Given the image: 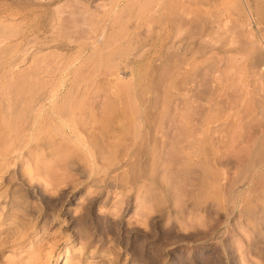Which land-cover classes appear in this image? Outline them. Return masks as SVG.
Instances as JSON below:
<instances>
[{
  "label": "rangeland",
  "instance_id": "1",
  "mask_svg": "<svg viewBox=\"0 0 264 264\" xmlns=\"http://www.w3.org/2000/svg\"><path fill=\"white\" fill-rule=\"evenodd\" d=\"M43 1L0 0V264H264V30L173 0L220 28L169 56L162 0Z\"/></svg>",
  "mask_w": 264,
  "mask_h": 264
},
{
  "label": "bare ground",
  "instance_id": "2",
  "mask_svg": "<svg viewBox=\"0 0 264 264\" xmlns=\"http://www.w3.org/2000/svg\"><path fill=\"white\" fill-rule=\"evenodd\" d=\"M47 1V0H46ZM51 1V0H50ZM54 0H52V2H53ZM63 2L64 0H58V3H60V2ZM67 0H65V2H66ZM69 1V0H68ZM80 1V0H79ZM82 1V0H81ZM91 1V0H90ZM90 1L89 2H86V3H88L89 4V7H90ZM115 1V0H114ZM113 1V2H114ZM157 1V0H156ZM155 1V2H156ZM159 1V0H158ZM167 1V0H166ZM165 1V2H166ZM170 1V0H169ZM168 1V4L166 3H164L163 2V0L161 1L162 2V4L160 3V9L158 8L157 9V11L158 10H165V11H168V10H170L171 9V7H172V9L170 10V12L171 11H174L173 13H172V15L170 14V13H168V15L170 14L171 16H168V17H166V16H164V17H166V18H164V20H162L161 19V21H162V23H163V21H164V23L163 24H165V28H166V32H165V37H164V39L166 40V45L164 46V51L166 50V53H168V55L169 54H174V53H176L177 54V52H182V50L184 49V52H185V49L186 48H189V47H194L195 45H197L196 44V42H198V39L200 40V38H202V37H204V38H206L207 37V39H208V37H211V38H209V40L211 41V43H212V41H215L216 42V38L214 39V38H212L214 35L216 36V34L218 33V29L220 28V23H219V21H220V19L218 18L219 16H220V12H219V16L218 17H216L215 18V16H214V11H213V16H214V18L213 17H211V18H209V19H200L196 14H194L193 12V14L191 13V11H190V14L192 15H190L189 14V12H188V10H190L191 8H190V6H189V8L188 7H185L187 10L185 11V12H187V14L183 11V10H181L182 8H184V4H182L183 5V7L182 8H180V7H178L176 4V10H174V8H175V6H171L169 3H171V4H173L172 3V1L173 0H171V2H169ZM177 1H179V0H177ZM181 1V3H183L182 1H184V3H187V5H189V3L190 4H192L193 2H194V0H180ZM208 2H209V5H210V7H214V8H219V9H221V8H223L224 7V5H225V7H226V9L228 8L227 7V5H226V2H228L229 0H207ZM231 1H233V4L232 3H230V5H231V8H232V11L234 10V12L239 16V20H241L242 22H244V23H246V25L248 24V26H250V21H251V19L252 20H254L256 23H257V26H260L263 30H264V0H230V2ZM17 2H19L21 5H23L24 6V10H25V8L26 9H28L27 11H29V10H31V12H33V11H41L40 13H42V11L44 12V11H52V10H48V7L51 5V2H46L45 3V1H41V0H17ZM64 2V3H65ZM95 2H98V1H96L95 0ZM99 2H101V1H99ZM103 2V1H102ZM105 2H106V0H105ZM176 1H174V3H175ZM79 3V2H78ZM80 3H83V2H80ZM157 3V2H156ZM158 3V4H159ZM195 3H197V1L195 2ZM61 4V3H60ZM75 5H76V3H74ZM98 4V3H97ZM97 4H95V5H97ZM108 4H109V2H108ZM108 4H102V5H105L104 7H105V9L106 8H108V7H110ZM110 4H113V3H110ZM178 4H180L179 2H178ZM194 4V3H193ZM56 5H58L57 3H56ZM71 5V4H70ZM91 5H93V4H91ZM98 5H100L101 6V3L100 4H98ZM115 5V4H114ZM157 5V4H156ZM53 6V5H52ZM55 6V5H54ZM53 6V7H54ZM60 5H58V7H59ZM77 6V5H76ZM86 6V5H85ZM99 6V7H100ZM108 6V7H107ZM171 6V7H170ZM186 6V5H185ZM193 6V5H192ZM195 6V5H194ZM53 7H49L50 9L51 8H53ZM67 7H68V5H67ZM72 7V6H71ZM75 7V6H74ZM88 7V6H87ZM93 7H95L94 5H93ZM92 7V8H93ZM97 7V6H96ZM102 7V6H101ZM153 7H155L154 5H153ZM177 7H178V9H177ZM195 7H197V6H195ZM55 8V7H54ZM98 8V7H97ZM111 8V7H110ZM62 10V8L61 7H59V9H55V11H56V13L55 12H51V14L50 15H47V16H45L46 18L44 19L43 17V19L42 20H44V23H42V25L43 24H45V26L46 27H49V29L50 30H48V28H47V30H48V32H52V33H50V35L52 34V37H53V35H55L56 33V31H57V33L59 34V32L58 31H61L63 28H65V24H70V22L69 23H66L65 21H67L68 20V16H66V18H67V20L65 19H63V16H64V12H65V10L63 11V13H62V17H60L58 14H59V12ZM63 9H66L65 7L63 8ZM87 9V8H86ZM99 9V8H98ZM97 9V10H98ZM102 9V8H101ZM104 9V8H103ZM109 9V8H108ZM112 9V8H111ZM219 9H217V10H219ZM58 10H60V11H58ZM89 10H91L90 8H89ZM94 9H92V11H93ZM96 10V11H97ZM185 10V9H184ZM193 10V9H192ZM211 10V9H210ZM214 10V9H213ZM76 11V10H75ZM83 11V10H82ZM85 11V10H84ZM108 10H106V13L105 14H107V13H109V11L107 12ZM112 11V10H111ZM164 11V12H165ZM209 11V10H208ZM221 12H222V10H220ZM224 11V10H223ZM229 11H231V9L229 8ZM31 12H29V13H31ZM58 12V13H57ZM62 12V11H61ZM60 12V13H61ZM86 12V11H85ZM103 12H105L104 10H103ZM195 13H196V9H195V11H194ZM226 12V11H225ZM48 13V12H47ZM46 13V14H47ZM71 13H72V11H71ZM90 13H92V12H90ZM115 13V12H114ZM215 13H216V11H215ZM223 13V12H222ZM75 14V12H73V16H75L74 15ZM110 14H111V12H110ZM160 14H162L161 12H160ZM164 14V13H163ZM162 14V15H163ZM211 14V13H210ZM216 14H218V13H216ZM65 15H66V12H65ZM70 15V14H69ZM211 15V16H212ZM42 16V15H41ZM40 17V16H39ZM158 17H160V16H158ZM249 17V18H248ZM65 18V17H64ZM90 19H91V17H89ZM251 18V19H250ZM85 19V18H84ZM86 19H88V18H86ZM83 20V19H82ZM250 20V21H249ZM90 20H88V22H89ZM241 21H239V22H241ZM43 22V21H42ZM78 22H80V24H81V21H78ZM85 22V21H84ZM86 22H87V20H86ZM85 22V23H86ZM160 24V27H162V28H164V26H161V25H163V24ZM243 23V24H244ZM79 24V23H78ZM88 24V23H87ZM90 24V23H89ZM245 25V24H244ZM64 26V27H63ZM70 26H72V25H70ZM75 26V28H77L76 26V24L74 25L73 24V27ZM82 26V25H81ZM247 26V27H248ZM79 27H80V25H79ZM67 28V27H66ZM74 28V29H75ZM38 29V28H37ZM68 29V28H67ZM66 29V30H67ZM65 30V29H64ZM63 30V31H64ZM64 31V32H67V31ZM71 30V29H70ZM76 30V29H75ZM78 30V29H77ZM80 30V29H79ZM162 30V29H161ZM163 31H164V29H163ZM163 31H161L162 32V34H163ZM72 32V31H71ZM76 32H78V31H76ZM20 32H18V34H19ZM22 33V32H21ZM55 33V34H54ZM74 33V32H73ZM79 33V32H78ZM11 34H13V33H11ZM16 34V33H15ZM22 34H24V33H22ZM64 35H65V33H63ZM77 34V33H76ZM21 35V34H20ZM19 35V36H20ZM25 35V34H24ZM67 35H68V32H67ZM70 35V34H69ZM71 35H72V33H71ZM78 35V34H77ZM76 35V36H77ZM26 36V35H25ZM56 36V35H55ZM58 36V35H57ZM74 36H75V34H74ZM79 36H80V34H79ZM250 36H251V34H250ZM10 37V36H9ZM16 38L17 36H14L13 35V37H11V38ZM21 37H24V36H22L21 35ZM27 37H28V35H27ZM78 37V36H77ZM200 37V38H199ZM159 38H160V35H159ZM203 38V41L204 40H206V39H204ZM19 39H21L22 40V38H19ZM30 39H31V37L29 38V42H30ZM56 39V38H55ZM80 39V38H79ZM214 39V40H213ZM251 39H252V37H251ZM53 40H54V38H53ZM73 40H76V39H73ZM157 40H159V39H157ZM161 40H163V37H162V39L160 38V41ZM209 40H207V41H209ZM28 40H26V42H27ZM70 41V40H69ZM81 40H79V42H80ZM164 41V40H163ZM75 42H77L78 43V41H75ZM253 42H255L254 40H253ZM69 42H68V40H67V44H68ZM81 43V42H80ZM206 43V42H205ZM245 43V42H244ZM256 43V42H255ZM64 44H66V43H64L63 42V45ZM161 44H163L162 43V41H161ZM160 44V45H161ZM214 44V43H213ZM62 45V46H63ZM81 46H82V44H80ZM79 45V46H80ZM204 45V44H203ZM215 45V44H214ZM244 45V44H243ZM254 45L255 44H253V46H248V44L246 45V46H248L247 48L246 47H241L242 46V44H241V51L240 50H238L239 52H247V53H249L247 56L249 57V59H250V62H252V67L251 68H253L254 70L256 69L258 72H259V75L260 76H262L261 78H263L264 77V50L262 51L261 50V48L259 49H257V47H256V45H255V47H254ZM66 46V45H65ZM162 46V45H161ZM160 46V47H161ZM201 47V46H200ZM263 47V46H262ZM25 47H23V49H24ZM62 48H64V47H62ZM66 48H67V46H66ZM71 48V47H70ZM69 48V49H70ZM163 48V47H162ZM161 48V49H162ZM198 48V47H197ZM197 48H195V49H197ZM79 49V48H78ZM190 49V48H189ZM194 49V48H193ZM240 49V48H239ZM15 50H19V49H15ZM26 49H24V50H20L19 52H16V51H14V54H13V60L11 59V58H9V59H11V62H9V60L7 61L8 63H10V67L9 68H12V69H15V66L16 67H18V65H20L19 63H20V61H21V63H22V61L23 60H25V59H28L27 58V56L29 57V55H28V53L25 51ZM68 50V49H67ZM237 50V48L235 49V51ZM162 51H163V49H162ZM164 51L163 52H161V53H163L164 54ZM187 51V50H186ZM201 51V50H200ZM234 50H233V52H235ZM238 52V53H239ZM16 53V54H15ZM26 53H27V56H26ZM194 53H198V52H194ZM176 54H174V56L176 55ZM178 54H180V53H178ZM235 54H237L236 52H235ZM240 55H241V53H239ZM133 55V54H132ZM137 55V54H136ZM167 55V54H166ZM239 55V56H240ZM244 55V54H243ZM138 57L140 56L139 55V52H138V55H137ZM137 56H136V58H137ZM170 56V55H169ZM168 57V56H167ZM4 58V57H3ZM6 58V57H5ZM7 59H8V57H7ZM132 59V58H131ZM129 60V59H128ZM4 61V60H3ZM127 61V60H126ZM24 63L26 62V61H23ZM5 64H7L6 62H4ZM130 64V63H129ZM9 65V64H8ZM7 65V66H8ZM5 66V65H4ZM2 68H3V66H2ZM2 68H0V70L2 69ZM8 68V69H9ZM65 68H66V66H65ZM8 69H7V67H4L3 68V70H1V71H3V72H1L2 74H0V75H2L3 77H7L5 74L8 72H10V71H8ZM5 70L7 71L6 73H5ZM13 71V70H12ZM258 72H256L255 71V74L257 73L258 74ZM258 75V76H259ZM1 76V77H2ZM1 77H0V79H1ZM4 79L2 78V81H3ZM2 81H0V82H2ZM1 85V84H0ZM6 85V84H5ZM0 87H2V88H0V91H3V90H5L6 89V87L4 88L3 87V85H1ZM8 88V87H7ZM33 89V87L31 88V90ZM8 90V89H7ZM41 90V89H40ZM6 91V90H5ZM25 91V90H24ZM29 91H30V89H29ZM39 91V90H38ZM41 91H43V89L41 90ZM52 91H50L49 92V94L51 93ZM3 93V92H2ZM8 93V92H7ZM26 93V92H25ZM27 93H28V91H27ZM41 93V92H40ZM47 93H48V91H47ZM47 93H46V95H47ZM52 94V93H51ZM50 94V95H51ZM261 94V93H260ZM5 95H6V93H5ZM4 95V96H5ZM9 95V94H8ZM7 95V96H8ZM25 96H26V94H24ZM40 95V94H39ZM42 95H44V94H42ZM42 95H41V97H42ZM49 95V96H50ZM54 95H57L56 94V91H55V93H54ZM53 95V96H54ZM1 96H2V94H1ZM27 96H28V94H27ZM26 96V97H27ZM35 96V98H36V96H37V94L36 95H34ZM45 96V95H44ZM43 96V97H44ZM259 96V95H258ZM261 96V98H259V100H258V102H257V105H258V107L261 109L260 111H262V113H264V94H262V95H260ZM6 97V96H5ZM33 97V96H32ZM41 97H39V99L41 100V99H44V98H41ZM46 97V96H45ZM55 97V96H54ZM8 98V97H7ZM34 98V99H35ZM47 98H48V95H47ZM1 100H0V102L2 101V98H0ZM4 99V98H3ZM33 99V98H32ZM32 99L30 98V100L32 101ZM38 99V98H37ZM46 99V98H45ZM52 99H54L53 97L51 98V100ZM48 100V99H47ZM47 100H45V101H43V102H46ZM50 100V99H49ZM4 101V100H3ZM39 101V100H38ZM33 102V101H32ZM7 103V102H6ZM40 103H41V101H40ZM2 104H3V102H2ZM42 104V103H41ZM40 104V105H41ZM6 105V104H5ZM38 105H39V102H38ZM38 105H37V107H38ZM256 105V104H255ZM33 105H31L30 106V108H32V112H35L36 110H37V108H36V106L34 105L33 107H32ZM42 106V105H41ZM3 107V106H2ZM40 107V106H39ZM33 108L35 109V111L33 110ZM6 108H4V110H5ZM41 109V108H40ZM46 109V108H45ZM54 109V108H53ZM15 110V109H14ZM39 110V109H38ZM38 110H37V112H38ZM48 110V109H47ZM60 110V109H59ZM46 111V110H45ZM66 111V110H65ZM1 112V111H0ZM16 112H18V110H16ZM31 112V114H33ZM41 112V111H40ZM39 112V113H40ZM63 112H64V110H63ZM2 113V112H1ZM15 113V112H14ZM38 113V114H39ZM45 113V112H44ZM67 113H69L70 114V112H68L67 111ZM41 114V113H40ZM54 114V113H53ZM57 114H59V113H57ZM64 115V114H63ZM62 115V116H63ZM68 114H65V116H66V118L67 119H65L66 120V122H67V120H70V119H68V117H70L69 115L67 116ZM33 116V115H32ZM53 116V115H52ZM57 116H59V115H57ZM61 116V115H60ZM59 116V117H60ZM64 117V116H63ZM63 117H61L62 119H63ZM53 118H56V117H53ZM71 118H72V116H71ZM34 119V118H33ZM73 119V118H72ZM35 120V119H34ZM33 120V121H34ZM59 121V120H58ZM63 121H64V119H63ZM71 121V120H70ZM56 122H57V120H56ZM55 122V123H56ZM72 122V124L74 123V121H71ZM35 123V122H34ZM54 123V124H55ZM65 122H63L62 124H64ZM68 123V122H67ZM60 124V123H59ZM69 124V123H68ZM60 126H62V125H59V127ZM62 128V127H61ZM69 130V129H68ZM71 132V131H70ZM72 132H74V130L72 131ZM64 133V132H63ZM73 134H75V133H73ZM65 135V134H64ZM65 136H67V135H65ZM70 137V136H69ZM71 140V139H70ZM5 203V202H4ZM6 205V204H5ZM11 205V204H10ZM3 206V209L5 208L4 207V204L2 205ZM1 208V207H0ZM2 210V209H1ZM3 212V211H2ZM1 215V214H0ZM10 216H12V215H10ZM6 219V218H5ZM11 220V219H10ZM7 222V221H6ZM10 222V221H9ZM11 226H13V225H11ZM11 226L8 228V230L11 228ZM15 227L13 226V228L12 229H14ZM9 232V231H8ZM12 232V231H11ZM4 234H5V232H4ZM7 234V233H6ZM8 234H10V233H8ZM67 254V256L69 255V253L67 252L66 253ZM62 258H63V256H62V254H60V255H58V256H55V258H54V263L53 264H58V262L60 261V260H62ZM171 264H180L178 261H175V262H173V263H171Z\"/></svg>",
  "mask_w": 264,
  "mask_h": 264
}]
</instances>
